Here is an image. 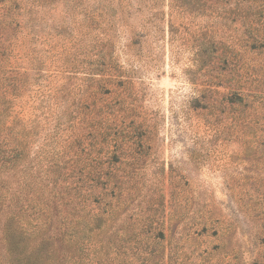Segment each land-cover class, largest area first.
<instances>
[{
    "label": "rangeland",
    "instance_id": "obj_1",
    "mask_svg": "<svg viewBox=\"0 0 264 264\" xmlns=\"http://www.w3.org/2000/svg\"><path fill=\"white\" fill-rule=\"evenodd\" d=\"M200 1L3 4L0 264L9 229L69 187L74 166L130 177L120 199L83 204L106 220L85 264H264V53L245 46L264 0L232 13ZM93 100L108 118L97 132ZM72 211H48L60 254Z\"/></svg>",
    "mask_w": 264,
    "mask_h": 264
},
{
    "label": "trees",
    "instance_id": "obj_2",
    "mask_svg": "<svg viewBox=\"0 0 264 264\" xmlns=\"http://www.w3.org/2000/svg\"><path fill=\"white\" fill-rule=\"evenodd\" d=\"M9 0H0V10L3 9V4ZM196 3L201 2L200 0H194ZM217 3L222 2L225 5H231L233 9L230 11L231 13L239 8L243 3H256L257 0H212ZM8 12L10 10H7ZM1 13V11H0ZM5 14V13H2ZM1 14V15H2ZM259 17L261 19L257 20L262 26L259 27L254 26L253 24H249L248 30V38L245 40V46L250 49V51L255 52L259 51L264 53V9L259 11ZM261 27V28H260ZM247 74L253 75V69L248 70ZM102 75V73L100 74ZM234 94L238 95L239 99L232 98V102L234 104H238L242 97L240 94L234 92ZM249 97L256 96L255 93L249 94ZM260 98V103L262 102L264 106V90L260 91L257 95ZM248 97V98H249ZM246 105H249V101H247ZM97 102L93 100L92 104L86 105V108L91 109L90 112L94 113L93 124L90 128H93L95 132H97L98 127L95 125H100V123L106 124L108 123V118H104L102 116V108L97 107ZM100 119V121H96V119ZM95 122V123H94ZM109 126V125H108ZM89 135H92L94 132L90 130ZM100 133V131L98 132ZM19 153H14L10 156L3 155L1 160L12 162L15 161L18 157ZM96 164L100 163L98 158L94 159ZM88 169V170H87ZM74 181L70 183V186L53 195L50 202L46 203L41 207L38 205H34V209L38 211L35 212L37 216L25 217V213H22L23 216L20 218L17 228L8 231V243H9V255H8V264H85L88 259V251L94 250L96 251L99 247V244L102 242V238H99L98 234L96 236L97 231H101V235L106 230L103 229V225L106 223V220L102 216L96 215L93 213L89 215V219L86 218L87 212L85 211L86 202L89 206L91 203H95L98 210L101 200V196L103 194V190H105V194L109 196L110 200L120 199L128 187H125L127 183L126 180L129 179L127 177H118L117 174L112 169H107L106 171L90 169L88 167L80 168L78 166H74ZM82 202L84 210L83 211H75L77 207L80 205L73 204V201ZM65 202L72 211V220H69L64 231H59L58 238L61 237V242L64 245V253H59L55 248L54 244H50V239L47 237L48 231L46 230V226L52 219L49 215V210L52 208L56 212L58 208V204ZM111 202L109 203V205ZM24 205L26 206L24 208ZM13 205L10 203L8 207H12ZM33 206V205H32ZM29 209L28 205L21 204L20 210L23 212H27ZM83 213V214H82ZM90 213V212H89ZM104 213V212H103ZM82 214V215H79ZM78 215V217H76ZM62 223L59 222L56 229ZM10 234V235H9ZM18 234V235H16ZM111 242V241H110ZM113 243V242H112ZM108 247L107 249H109ZM90 259H88V262Z\"/></svg>",
    "mask_w": 264,
    "mask_h": 264
}]
</instances>
